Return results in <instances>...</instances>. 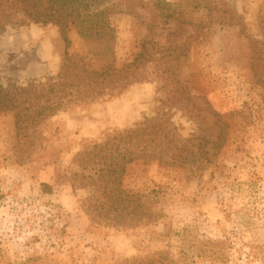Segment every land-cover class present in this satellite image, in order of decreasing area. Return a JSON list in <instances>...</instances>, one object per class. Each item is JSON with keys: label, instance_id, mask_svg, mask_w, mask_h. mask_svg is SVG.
Returning a JSON list of instances; mask_svg holds the SVG:
<instances>
[{"label": "rangeland", "instance_id": "rangeland-1", "mask_svg": "<svg viewBox=\"0 0 264 264\" xmlns=\"http://www.w3.org/2000/svg\"><path fill=\"white\" fill-rule=\"evenodd\" d=\"M144 1L112 15L116 64L131 61L151 30L179 54L178 83L150 63L119 95L59 111L27 138H16L12 112L0 110V264H264V0ZM6 14L0 87L54 76L66 50L57 26L15 8ZM69 30L68 51L96 67ZM180 92L186 98L171 102ZM160 103L186 163L140 159L122 182L150 198L160 214L152 222L114 213L91 184L101 164L74 156L154 116Z\"/></svg>", "mask_w": 264, "mask_h": 264}, {"label": "trees", "instance_id": "trees-1", "mask_svg": "<svg viewBox=\"0 0 264 264\" xmlns=\"http://www.w3.org/2000/svg\"><path fill=\"white\" fill-rule=\"evenodd\" d=\"M200 1L203 2L199 5L204 7L210 3L209 0ZM146 4L144 0H0V23L7 16L8 9H19L28 22L57 26L66 46L54 76L32 79L22 86L0 87V110L12 112L17 139L31 136L38 125L59 111L119 95L143 76L145 66L150 63L164 64L162 72L172 77L174 85L178 83L175 70L178 69L179 54L175 50L161 48L151 30L141 39L131 61L121 66L116 64L112 15L131 11L135 6L142 8ZM164 5L158 1L155 4L160 9ZM163 16L171 17L172 12L163 11ZM155 21V17L151 18L152 25ZM70 28H74L84 42L87 54L97 63L96 67H82L80 58L68 51ZM256 48L253 46L254 52ZM186 95L172 97L171 102L175 99L181 101ZM156 107L154 116L144 117L124 131H114V135L101 144L90 148L85 145L74 156V160L84 166L87 163L101 164L91 184L102 190L108 202H114V213L125 211L152 222L160 214L153 210L150 198L122 188L126 165L140 159L156 160L173 167L186 163L185 148L171 126L167 107L163 103ZM80 177L87 178L84 174ZM41 186L42 191L50 192L49 184L42 182ZM113 186L114 201H111L109 193ZM211 253L215 255L214 251Z\"/></svg>", "mask_w": 264, "mask_h": 264}]
</instances>
